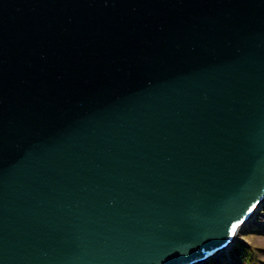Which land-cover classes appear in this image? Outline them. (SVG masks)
<instances>
[{
  "label": "water",
  "instance_id": "95a60500",
  "mask_svg": "<svg viewBox=\"0 0 264 264\" xmlns=\"http://www.w3.org/2000/svg\"><path fill=\"white\" fill-rule=\"evenodd\" d=\"M263 200L264 0H0V264H196Z\"/></svg>",
  "mask_w": 264,
  "mask_h": 264
},
{
  "label": "rangeland",
  "instance_id": "374dc122",
  "mask_svg": "<svg viewBox=\"0 0 264 264\" xmlns=\"http://www.w3.org/2000/svg\"><path fill=\"white\" fill-rule=\"evenodd\" d=\"M240 245H244L246 249L254 253L258 260L264 262V206L256 218L242 229L230 251L224 252L205 264H242L238 263L235 255V250Z\"/></svg>",
  "mask_w": 264,
  "mask_h": 264
},
{
  "label": "trees",
  "instance_id": "16d2710c",
  "mask_svg": "<svg viewBox=\"0 0 264 264\" xmlns=\"http://www.w3.org/2000/svg\"><path fill=\"white\" fill-rule=\"evenodd\" d=\"M236 257L238 258V263L242 264H262L264 262L257 259L253 252L246 249L244 245H240L236 248Z\"/></svg>",
  "mask_w": 264,
  "mask_h": 264
},
{
  "label": "bare ground",
  "instance_id": "6f19581e",
  "mask_svg": "<svg viewBox=\"0 0 264 264\" xmlns=\"http://www.w3.org/2000/svg\"><path fill=\"white\" fill-rule=\"evenodd\" d=\"M231 248H232V244L229 243V244L226 245L222 250H220L219 252L215 253V254L213 255V258H215V257H217V256H219V255H221L223 252H228V251H230Z\"/></svg>",
  "mask_w": 264,
  "mask_h": 264
},
{
  "label": "snow or ice",
  "instance_id": "6c2138e0",
  "mask_svg": "<svg viewBox=\"0 0 264 264\" xmlns=\"http://www.w3.org/2000/svg\"><path fill=\"white\" fill-rule=\"evenodd\" d=\"M235 229V225H233V230Z\"/></svg>",
  "mask_w": 264,
  "mask_h": 264
}]
</instances>
